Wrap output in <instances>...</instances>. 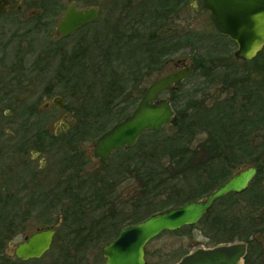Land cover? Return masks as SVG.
<instances>
[{
  "label": "flooded vegetation",
  "instance_id": "1",
  "mask_svg": "<svg viewBox=\"0 0 264 264\" xmlns=\"http://www.w3.org/2000/svg\"><path fill=\"white\" fill-rule=\"evenodd\" d=\"M100 1L0 0V33H7L8 28H18L16 34L22 40L26 25L31 26L28 33H37L48 27L44 21L46 12L54 11L52 43L57 47L49 56L60 57L63 67L58 68L56 76L64 77L71 71V55L67 54L68 46L65 45L70 39H75L74 47L83 43H102L106 39L104 28H111L116 43L124 38L123 34H135L143 37L144 43L149 42L153 0H107L109 3L105 7ZM195 1L163 0L166 6L162 16L163 32L167 40L176 42L184 35V19L190 8H194ZM69 7L76 12L94 9L96 18L63 37L61 32L57 33V26ZM123 26L127 28L125 31ZM222 37L236 49L234 42ZM6 47V43H0V264H88L83 253L99 250L101 245L99 257L105 262L102 249L118 235L103 244L104 231L98 222L102 208H95L96 203L88 204V200L94 199L83 196V139L75 143L76 148L71 147L69 131L75 122L73 113L56 92L55 82L45 87L42 97L38 90H33L38 85L29 89L22 77L28 71L22 67V58L14 57L13 66H8ZM180 49L166 52L158 76L152 82L190 65H193L192 73L179 86L161 93L158 99L168 101L176 115L173 103L177 105L182 97V84L197 72L207 84V92L197 89L195 96L208 107L209 134L213 139H225L223 146L217 149L221 153L223 148L224 163L229 172L222 184L239 172L253 168L255 174L246 191L238 195L247 193L253 186L257 193H264V48L250 60L235 58V51L223 61L215 59L213 66L204 70L206 78L194 62L199 53L191 52L189 57H184ZM79 57L83 62V53ZM67 80L63 85L65 90L69 86ZM40 99L44 100L42 105ZM197 146L198 149L201 146L199 140ZM86 158L89 161L90 158ZM92 159L96 164L88 172H100L109 160L100 164L94 154ZM218 160L213 153V166ZM263 209L264 204L260 210ZM93 215L97 216L96 222L87 226L86 221ZM30 223L36 227H31ZM44 230H54L48 249L39 257H18V248L29 237Z\"/></svg>",
  "mask_w": 264,
  "mask_h": 264
},
{
  "label": "trees",
  "instance_id": "2",
  "mask_svg": "<svg viewBox=\"0 0 264 264\" xmlns=\"http://www.w3.org/2000/svg\"><path fill=\"white\" fill-rule=\"evenodd\" d=\"M165 11L163 0L152 1L149 42L144 43V38L135 34H123L124 38L116 43L113 41L115 32L111 28H104L106 39L102 44L83 43V45L77 44L72 49L71 68L78 69L80 74L86 69V65L82 64L79 55L83 53V61L87 62L86 55L89 51H94L96 56L100 57V63L106 68V74L103 76L106 80L99 95L100 103L93 108L95 112L87 114L85 111L87 105L84 103L83 107L78 109L66 105L75 118L69 131L75 148V143H78L80 138L83 137L84 142L86 136L98 137L105 132L108 123L103 117L108 113L113 111V114L120 116V120L130 114L127 110L133 106L135 108L137 100L145 89L141 80L150 72L160 71L166 52L175 51L179 47L198 51L196 53L199 55L195 56L194 62L196 69L201 73L213 66L215 59L223 61L231 53L224 47L226 44L222 41L225 39L230 42L218 33H215L216 37L211 39V43L201 38L198 33L189 35L186 32L176 42L167 40L164 37L162 19ZM217 46L224 52L216 51ZM200 49L204 50L199 52ZM127 60L130 62V67L127 68L126 79L122 74L116 80L115 74L112 73L113 65L122 67ZM59 67L63 66L59 65ZM204 74L206 78L207 75ZM57 76L62 86L65 80L69 79L67 85H71L70 94H72L75 85L70 80H78V77ZM126 82L129 83L128 87ZM196 91L186 94L189 95V99L182 108H176L173 103L178 117L175 126H167L157 133L144 132L134 146L115 152L112 159H117V162L110 171H105L110 168L108 162L100 172L84 170L87 158L83 152V188H89L88 193L83 196L94 199L90 202L88 200V204L96 203L97 205H94L98 209L108 205L113 207L115 202L110 198L123 179L133 180L136 185L133 210L130 213L125 217L119 215V218L116 217L111 222L108 216L102 215L99 218L98 222H101L100 227L104 231L103 244L115 238L125 226L137 224L158 212L202 199L228 178L229 172L225 167L223 148L221 153L217 152L219 146H223L225 139L222 137L213 139L210 136L208 107L196 99ZM118 102H123L125 108H117ZM198 134L203 135L200 137L203 138L200 140L199 149ZM213 153L219 158L216 166H213L211 161ZM73 163L74 159H72ZM255 181L256 179L251 185ZM252 188L242 195L231 194L220 199L196 225L181 229L201 228L207 240L206 247L235 241L245 242L247 250L243 258L244 264H264V209L260 210L264 204V193H257V189L254 186ZM245 195H248V198H245ZM221 204L224 209L219 211L217 206ZM155 206L158 207L157 212H150ZM174 232L176 231L162 233L174 234ZM146 254L148 255L145 250V256Z\"/></svg>",
  "mask_w": 264,
  "mask_h": 264
},
{
  "label": "water",
  "instance_id": "3",
  "mask_svg": "<svg viewBox=\"0 0 264 264\" xmlns=\"http://www.w3.org/2000/svg\"><path fill=\"white\" fill-rule=\"evenodd\" d=\"M215 30L236 45L234 56L250 60L264 48V0H201ZM96 18V11L76 12L69 7L58 23L57 33L66 37ZM193 65L152 82L130 115L100 135L93 154L104 164L121 148H131L144 132L157 133L166 125H176L177 117L169 102L158 99L187 79ZM255 174L250 168L239 172L227 182L200 200L190 201L147 217L145 220L121 229L117 238L102 249L104 264H147L145 247L164 231L173 232L185 226L196 225L214 204L228 194L246 191ZM54 230H44L29 237L17 250V256L26 259L39 257L48 249ZM247 245L235 241L213 248H196L175 264H243Z\"/></svg>",
  "mask_w": 264,
  "mask_h": 264
},
{
  "label": "rangeland",
  "instance_id": "4",
  "mask_svg": "<svg viewBox=\"0 0 264 264\" xmlns=\"http://www.w3.org/2000/svg\"><path fill=\"white\" fill-rule=\"evenodd\" d=\"M63 1V0H62ZM135 1V0H134ZM137 1V0H136ZM135 1V2H136ZM198 1V2H197ZM134 2V3H135ZM104 7L109 3L107 0H101L99 2ZM62 11V10H61ZM47 15L44 18V21L48 24V27L37 32L28 33L27 31L30 30V25H26L23 30L26 31L23 34L22 40H20L19 35L16 34L18 32V28H8V32L3 34L0 33V43H6L7 47L4 49L5 54L8 58V66H13L14 64V57L20 56L22 58L21 64L23 69L28 70L26 74H23V81L24 84H28L29 89H32L33 85H38V87L33 88V90H38L39 95L42 97V93L45 87L48 84L56 83V91L60 92L61 96L63 97L65 105L68 107H72L74 109L83 107V103L87 105L85 111L87 114H91L95 112L93 108H96L97 105L100 103V92L101 89L104 87V81L106 80L103 76L106 74V68H104V64L100 63L101 59L96 56L94 51H89L86 55L87 62H82L85 66V70L80 74L78 69L71 68L70 76L74 75L78 77V80H70L71 83H74L73 86L74 92L70 94V87L69 84L68 90H65L62 85H59L57 70L60 65V57H51L49 56L52 49H55L57 45L52 43V33L55 27L54 23V11L46 12ZM185 23L183 26V31L188 32L189 35L198 33L201 38L204 40H208L211 43V39L215 38V29L213 28L208 13L203 9L201 5V0H196L194 2V8H190L187 16L185 17ZM110 23H112L110 21ZM127 28L126 26L122 27V30L125 31ZM31 31V30H30ZM22 34V33H21ZM103 43V42H102ZM99 43V44H102ZM225 43L224 46L228 51L233 53L235 51V46L233 44L228 43L225 39L222 41ZM208 44V43H207ZM68 46L66 51H68L69 55H72V49L75 45V39H70L65 44ZM90 45V44H86ZM212 45V44H210ZM103 46V45H102ZM223 47V48H224ZM104 48V46L102 47ZM219 46L216 47V51H220L222 53ZM90 50V48H89ZM204 49H200L199 52L203 51ZM180 52L184 57H189L188 54L191 52H198V51H191V49L187 47H183L180 49ZM224 52V51H223ZM263 56H264V49H263ZM85 59V57H84ZM81 64V65H82ZM100 66V67H99ZM130 62L127 60L125 61L124 66L117 67L113 65L112 73L115 75V79L117 80L119 75H124L123 77L126 79V71L127 68L129 69ZM36 70H34V69ZM125 68V69H124ZM158 76V72H154L148 78L144 77L141 80L142 87L146 88L156 77ZM60 77V76H59ZM76 79V78H75ZM127 84V82H126ZM181 90L182 97L178 100V104L176 108H182L185 101L189 99V94L193 90H205L207 92V84L200 75L196 72L193 77L186 80L183 84ZM129 83L127 84V87ZM26 92H24L25 95ZM185 95V96H183ZM85 97V98H84ZM138 102V100H137ZM44 103L43 99H40V104ZM117 108H125V104L123 102L117 103ZM134 106L127 110L128 113L132 112ZM120 116L117 114L108 113L103 117V119L108 123L107 128L105 131L110 129L116 122H118ZM92 137V136H91ZM85 137L83 142V152L85 155L90 158L89 161H86L84 165V170H89L90 168L94 167L96 161L92 159L93 156V147L96 139L99 137L93 136ZM91 138V139H90ZM203 138V137H202ZM201 138V139H202ZM80 139H83L80 138ZM200 137L197 140H201ZM74 148V144L71 145ZM73 150V149H72ZM117 159H112V157L108 160L109 167L108 170L110 171L116 164ZM86 186V184H85ZM89 188H83V195L88 193ZM136 194V185L135 182L129 181L128 178L123 179L119 185H117L116 192L113 196H111L110 200H113L115 204L108 205L101 209L99 213L105 216H108L111 220L115 219L119 215L121 217H125L128 213L133 210L134 199ZM245 198H248V195H245ZM115 206V207H114ZM218 210L224 209L223 205L217 206ZM158 207H154L151 209L150 212H157ZM120 217V218H121ZM143 217V216H142ZM119 218V217H118ZM97 216H91V219L87 222V226L93 225L96 222ZM89 223V224H88ZM91 223V224H90ZM31 227H36L34 223H30ZM116 232V231H115ZM114 232V233H115ZM114 235V234H113ZM112 235V236H113ZM111 236V237H112ZM223 244V243H221ZM219 245V244H218ZM103 245L100 247L102 248ZM207 240L203 236V232L201 228L188 230V229H179L174 234L171 233H161L158 237L151 240L147 246L145 247L146 254L145 259L147 264H175L177 263L185 253H190L196 248H213L214 246L206 247ZM217 246V245H216ZM96 251H89L87 253H83V257L88 259V264H103V259L100 255V249ZM186 254V255H187ZM185 256V255H184ZM244 264V262H243Z\"/></svg>",
  "mask_w": 264,
  "mask_h": 264
}]
</instances>
